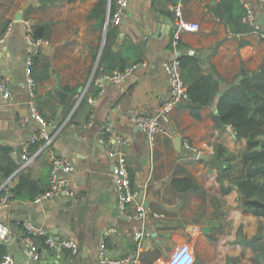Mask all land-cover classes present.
Listing matches in <instances>:
<instances>
[{"label":"crops","instance_id":"crops-1","mask_svg":"<svg viewBox=\"0 0 264 264\" xmlns=\"http://www.w3.org/2000/svg\"><path fill=\"white\" fill-rule=\"evenodd\" d=\"M175 1L129 0L121 23L114 25L108 22L110 0H56L45 5L40 0H0V33L11 23L8 37L0 42V79L9 78L8 97L0 90V144L9 146L10 153L20 152L41 131L42 125L31 117L33 101L41 115L52 120L47 128L52 139L49 144L42 138L30 142L32 160L21 169L36 183L48 185L51 152L68 157L74 166L69 174L72 194L40 202L11 198L9 205L0 206V221L9 227L3 240L6 251L18 264H109L99 261L102 238L110 257L137 250L138 264L163 262L182 243L192 248V264H264V214L246 210L235 183L243 172L241 159L233 160L223 183L210 164L216 142L235 154L246 146L245 137H236L231 126L216 122V104L242 68H264V38L256 31L230 28L224 18L238 16L234 0L230 7L227 0H185L183 16L197 21L199 29L184 31L175 45L171 10ZM246 1L264 31V2ZM44 22L50 26L49 35L35 37L32 26ZM29 33L45 42L33 46L26 39ZM106 45L108 55L102 61ZM185 51L199 58L203 72L218 75L219 90L212 103L201 108L199 118L184 105L186 100L179 102L151 145L134 116L158 113L168 93L162 61ZM28 55L33 57V97L24 71ZM132 64L136 67L126 78L105 81L103 94L94 105L89 103L88 97L96 93L92 78L100 68ZM105 126L112 131L102 134ZM115 133L130 142L125 149L138 190L136 203L149 211L141 219H126L117 208L115 158L109 152L115 146L109 135ZM184 138L198 148L197 153L183 145ZM18 170L1 185L11 188ZM174 178H189L198 187L180 189L188 182L176 187ZM222 186L230 189L224 192ZM24 221L75 240L78 252L41 244L40 258L32 260L23 250ZM113 227L118 231L107 233ZM140 229L149 234L136 241L133 235ZM257 234V250L241 239Z\"/></svg>","mask_w":264,"mask_h":264},{"label":"built area","instance_id":"built-area-1","mask_svg":"<svg viewBox=\"0 0 264 264\" xmlns=\"http://www.w3.org/2000/svg\"><path fill=\"white\" fill-rule=\"evenodd\" d=\"M185 0H176L171 5L172 10V28H173V43L178 44L181 34L184 31H195L199 29V23L197 21H191L183 16V5ZM245 7V13L243 15V20L249 23L253 31L259 32L264 38V31L261 30L260 25L255 20L254 12L251 10L248 2L246 0H239ZM264 2V0H262ZM129 0H110V12L108 14V22L114 25L121 23L124 16V10L127 8ZM11 29V23L8 27L0 33V42H3L9 35ZM26 39L33 46L42 45L45 40L41 38H33L29 33ZM189 53H193V50H188ZM163 68L168 76V93L165 99L158 107L157 114H138L134 116V122L139 128L145 132L148 142L152 145L156 134L163 129V122L169 121L170 113L175 108V106L189 98L187 85L182 78L181 61L178 56H173L171 58L164 59L162 61ZM33 66V57L31 55L26 56L25 59V76L26 84L28 87V93L30 97L35 95V80L31 74V68ZM136 67V64H132L124 69H112L106 70L100 68L93 78L92 82L96 86V93L88 97L90 104L94 105L98 98L103 94L104 82L113 81L118 82L123 80L128 76V74ZM0 90L2 91L3 97H8L9 95V78L4 76L0 79ZM31 117L35 119L40 125H42L41 131L34 134L30 142H36L42 138L45 144H49L52 136L48 131V127L52 125V120H46L44 116L38 111L36 105L31 101ZM93 118V112H90L91 123ZM230 126V125H229ZM111 128L105 126L102 128V134L111 132ZM109 137L115 143V146L109 150L110 154L114 156L115 160L112 164V177L113 183L116 190L117 196V208L120 214L126 219H141L147 216L149 211L146 210L144 206L136 203V197L138 190L133 186L130 170L128 166V158L125 147H127L130 142L127 138L123 137L121 134L115 133L109 135ZM28 144L24 146L22 151L17 152L15 150L11 151V156L14 158L18 168H24L28 166L32 160V156L28 151ZM183 145L191 149L193 152L197 153L198 148L192 144L189 138L183 139ZM51 165L49 169V183L45 190L41 191L34 197V201H42L47 198L57 197L62 194H72L70 188V172L73 170V164L68 157L57 156L53 152L50 155ZM3 191L1 192V190ZM11 190L8 185L2 184L0 186V206H7L10 204L11 200ZM132 206H135L132 209ZM25 229L24 235V252L32 260H38L40 258V245L37 242V238H44V243L48 248L52 249H62L67 248L73 254L78 252V243L70 238L61 237L57 234L49 233L42 227H39L32 223L31 221H24L22 223ZM109 231L117 232V228H110ZM145 234H149V231L140 229L136 231L133 235L136 241H139ZM9 236V227L6 223L0 221V241L6 240ZM98 257L99 261L102 263L109 264H138L139 257L137 250H134L131 254H126L121 257H110L106 252V242L102 238L98 243ZM195 256L192 248L188 243H182L178 245L171 255L163 262L158 264H192L194 262ZM0 264H18L11 253L6 252L0 259Z\"/></svg>","mask_w":264,"mask_h":264},{"label":"trees","instance_id":"trees-1","mask_svg":"<svg viewBox=\"0 0 264 264\" xmlns=\"http://www.w3.org/2000/svg\"><path fill=\"white\" fill-rule=\"evenodd\" d=\"M56 0H40L45 5ZM232 0H227L231 6ZM238 2V4H237ZM238 11L236 18H224L230 28L236 32H252V26L243 20L245 7L239 0H234ZM241 8V10H240ZM233 9V7H232ZM233 13V12H232ZM35 37H47L50 26L47 23H39L32 26ZM104 47L102 61L107 57V50ZM181 61L182 78L187 85L189 98L184 105L189 108L194 117H200V110L203 106L212 103L219 90L218 75L214 71L203 72L199 58L187 51L178 55ZM219 121L222 125H230L235 131L236 137H245L246 146L239 153L228 150L223 144L216 142L210 164L217 169V180L223 183L232 167L233 160L240 158L243 163L242 174L235 179L241 199H259L264 201V68L249 71L242 68L237 79L232 81L218 96L216 104ZM11 148L0 144V185L10 178L17 168L14 158L10 154ZM16 182L11 186V198H31L45 190L48 185H40L31 178L29 172L20 169L14 175ZM133 181V174H131ZM188 183L182 188L186 190L191 187H198L189 178H174L172 181L177 187L181 181ZM230 187L222 186V191H228ZM3 189L1 190V192ZM246 210L256 214H264V208L245 204ZM39 245L46 246L44 238H37ZM6 242L0 241V259L6 253Z\"/></svg>","mask_w":264,"mask_h":264},{"label":"water","instance_id":"water-1","mask_svg":"<svg viewBox=\"0 0 264 264\" xmlns=\"http://www.w3.org/2000/svg\"><path fill=\"white\" fill-rule=\"evenodd\" d=\"M215 120L218 124H220L219 122V119H218V115L216 114L215 115ZM261 145L264 146V140L261 141ZM246 203H250L254 206H259V207H262L264 208V201H261L259 199H254V198H250V199H245L244 200ZM209 227H206V230L208 229ZM257 237H258V234L253 236L252 238H242V241L248 243L254 250H257L258 249V245H257ZM257 256H259V253H257Z\"/></svg>","mask_w":264,"mask_h":264},{"label":"rangeland","instance_id":"rangeland-1","mask_svg":"<svg viewBox=\"0 0 264 264\" xmlns=\"http://www.w3.org/2000/svg\"><path fill=\"white\" fill-rule=\"evenodd\" d=\"M143 132V131H142ZM144 133V132H143ZM147 138V137H146Z\"/></svg>","mask_w":264,"mask_h":264}]
</instances>
